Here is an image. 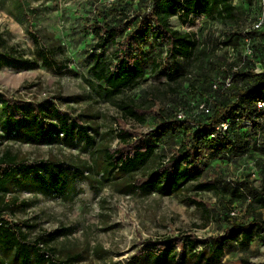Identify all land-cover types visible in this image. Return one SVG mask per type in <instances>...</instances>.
<instances>
[{
    "label": "rangeland",
    "instance_id": "rangeland-1",
    "mask_svg": "<svg viewBox=\"0 0 264 264\" xmlns=\"http://www.w3.org/2000/svg\"><path fill=\"white\" fill-rule=\"evenodd\" d=\"M123 3L119 9L126 5L127 18L121 19L133 22L101 52L100 61L109 68L115 65L114 56L127 31L140 21L139 6L145 7L143 0ZM109 5L110 0H0V54L30 61L23 68L0 67V96L20 114L7 135L0 101V152L8 150L28 161L59 160L64 169L57 186L48 185L44 169L40 176L32 171L18 173L4 197L14 198L15 205L5 213L24 222L22 232L28 239L42 236L57 259H71L73 264H264V243L259 238L248 249H241L237 239L227 241L218 261L210 257L213 240L231 229L225 214L240 222L255 215L246 211L250 199L239 197L235 188L240 180L259 185L254 162L260 153L232 160L202 158L200 176L168 196L151 188H134L147 174L163 168L183 139L180 128L152 132L158 127L156 115L166 110L173 116L178 111L191 119L196 99L206 97L201 93L209 89L211 80H222L229 65L241 64L243 59L246 65L254 62L255 52L246 57L247 36H240L233 47L220 40L228 29L243 33L249 28L259 13V0H233L235 19L208 16L186 27L182 18L171 16V28L180 34H198L193 56L167 59V43L148 34V40H139V48L132 50L144 75L136 86L115 95L105 92L90 70L91 55L98 53L90 26L95 19L111 18ZM27 29L47 46L50 65L43 63L40 47ZM250 34L249 48L264 52L263 32ZM175 70L182 75L168 82L166 76ZM128 101L137 103L145 122L124 115L119 106ZM41 103L45 106L39 110ZM53 106L68 120L66 130ZM44 121L61 128L51 143L34 137ZM123 132L128 134L124 140L118 135ZM146 145L154 146L155 152L138 170L122 174L108 166L105 152L124 154ZM207 180L215 182L216 188L195 189L196 181ZM256 213L264 219L263 209ZM165 244L174 246L167 260L161 249ZM182 252L186 258L180 256ZM193 253H202L203 258ZM17 262L13 248L0 246V264Z\"/></svg>",
    "mask_w": 264,
    "mask_h": 264
},
{
    "label": "trees",
    "instance_id": "trees-1",
    "mask_svg": "<svg viewBox=\"0 0 264 264\" xmlns=\"http://www.w3.org/2000/svg\"><path fill=\"white\" fill-rule=\"evenodd\" d=\"M123 2L124 0L110 2L111 18L104 21L95 19L90 26V31L96 39L93 47L98 50V53L91 55L93 62L90 70L93 76L102 83L105 92L110 95L121 93L125 88L136 86L139 78L144 75L142 63L139 58L133 55L132 50L139 48V40H148V34L167 43L165 50L167 59L175 56H183L188 59L193 55L195 43L192 35L180 34L171 28V16L183 12L185 18L189 13H204L212 18L235 19L233 0H143L145 7L140 5L138 9L140 21L136 27L127 31L125 38L120 43L118 52L114 56L115 65L113 68H109L100 61L101 52L108 43H115L117 34L125 31L133 22L131 19L126 22L121 19V17L127 18L124 9L126 5L119 9L120 5L124 4ZM260 31L264 35V26L257 32ZM27 33L40 47L43 63L50 65L48 48L45 43L31 29H27ZM223 33L222 43L231 46H237V40L240 36L250 38L251 35L250 32L241 33L233 28ZM253 49L256 54L254 62L261 66L262 71L255 72L254 62L251 61L252 64L245 65L247 68L245 71L237 70L234 73L233 84L225 91L220 93L217 90H211V84H209V89L204 90L201 95L206 94L205 100L209 103L211 111L208 114L197 116L198 118L194 121L195 128L187 121L178 120L166 110H162L156 115L158 127L152 132L166 133L170 129L177 128L176 131H178L180 128L183 139L163 168L153 170L140 183L134 185L136 189L151 188L161 195L168 196L178 191L187 182L196 180L200 176L203 169L199 168L198 165L202 163V158L204 160L205 158L209 160L213 158L232 160L240 159L244 154L251 157L253 154L260 153L261 157H258L254 162L255 170L258 169L259 185L253 186L250 182L240 180L238 188H235L239 197L245 196L244 198L250 199L246 205V211L255 215L248 222H240L235 217L225 214V219L231 223V229L223 238L213 240L214 245L210 257L214 261H218L223 256V246L227 241L237 239V244L241 249H248V245L254 238H259L264 243V219L259 213H256L257 209L264 210V115L256 107L257 100L264 98V52L258 53L255 47ZM29 64L28 59L17 58L7 52L0 54V67L23 68ZM173 65L176 66V64ZM180 75L182 73L175 70L169 73L166 78L168 82H172ZM202 77L204 79L207 75L204 73ZM174 90L176 91V89ZM0 101L4 121L3 128L8 135L12 132L13 122L18 120L20 114L6 105V99L3 96H0ZM44 106L45 104L41 103L39 110ZM119 107L125 116L138 122H145L144 115L138 111L137 103L132 101L121 102ZM53 108L61 120L62 129L66 130L69 126L68 120L59 113L58 107L53 106ZM229 118L234 124L228 130L216 133L215 128L223 120ZM238 118L239 121L235 122V119ZM244 118L251 122L249 128L242 126L241 122ZM60 129L56 124L44 121L34 136L36 137L35 140L51 143L53 141L52 136L58 134ZM211 134H214V137H211ZM118 135L122 140L128 136L126 132ZM258 140L260 143L257 142ZM154 149V146L146 145L124 154L120 150L108 151L105 152V159L110 168L117 169L122 174L132 173L147 163L154 155ZM204 152L206 156L203 155ZM42 169L48 172L47 183L49 186L59 185L64 174L61 161L51 159L21 160L8 150L0 152V246L14 249L15 256L19 259L17 264H30L31 262L33 264H73L71 259H57L54 248L43 244L42 236L36 237L34 240L28 239L22 232L24 222L9 219L8 214L5 213L11 204L15 205L14 198L10 201L4 199L5 195L11 191L9 182L15 179L18 173L26 171H32L34 175L40 176ZM196 182L195 189L197 191L216 188L215 182L212 180ZM190 202L200 205L195 199ZM190 244L194 246L195 243L190 242ZM173 248L174 246L171 244H165L161 248L166 260L169 259V254L174 250ZM195 255L203 258L202 253H193V256ZM180 256L186 258V253L182 252ZM32 258L34 261H30Z\"/></svg>",
    "mask_w": 264,
    "mask_h": 264
},
{
    "label": "built area",
    "instance_id": "built-area-1",
    "mask_svg": "<svg viewBox=\"0 0 264 264\" xmlns=\"http://www.w3.org/2000/svg\"><path fill=\"white\" fill-rule=\"evenodd\" d=\"M113 0H110V2H112ZM259 4H260V9H259V13L257 15V17L255 19L252 20L249 28L247 30H245L243 33H247V32H253V31H258L260 29L263 28L264 26V0H259ZM175 16L177 17H180L182 18V21L184 23V26H190V24H192V20L194 21H197V22H201L203 21V19H207L208 16L206 14H194V13H189L186 18L183 16V12H179L177 13ZM189 28V27H188ZM189 34V33H187ZM192 35L193 37V40H194V43L196 38H198V34L197 33H192L190 34ZM223 39H224V35H223ZM223 39L220 40V43H222ZM249 43H250V40L248 37H245L244 38V46L246 49H248V51L246 52V57H251L253 56V51L249 48ZM166 44V43H165ZM233 47V46H232ZM193 56V55H191ZM254 71L259 73L262 71L261 69V66H259L257 63L254 62ZM245 60L243 59L242 63L241 64H237V65H229L228 67V71H227V74L222 76L223 79L220 80V79H216V80H211L210 83H211V90H217L219 91L220 93L225 91L226 89L230 88L232 86V78H233V75L235 72H237V70H243L245 71L247 68L245 66ZM187 78L191 77V75L188 73V75L186 76ZM221 83V84H220ZM206 98V97H205ZM205 98L202 100V99H196V103L195 104V107H196V111L193 115H191V119H184L183 115L181 113H177V112H173L174 113V116L177 117L178 120H186L188 123H190L191 125H195L194 124V121L195 119H197V117L195 119H193L192 116H195V115H199V114H202V115H205V114H208L210 113L211 111V107L209 105V103L207 102V100H205ZM256 107L257 109L259 110V112L264 115V98L262 99H258L257 102H256ZM236 121H239V118L238 119H235V122ZM232 124H234V122H232L231 118L227 119V120H223L222 123H220L216 128H215V132L216 133H222L226 130H228ZM242 126L244 128H249L250 125H251V122L248 120V119H245L242 120L241 122ZM211 137H214V134H211L210 135ZM258 143H260V140L257 141ZM244 156H246V154H244ZM255 169V168H254ZM256 172V170H255Z\"/></svg>",
    "mask_w": 264,
    "mask_h": 264
}]
</instances>
